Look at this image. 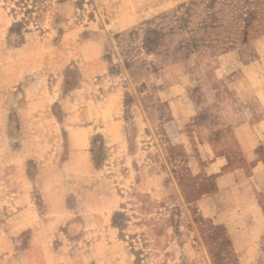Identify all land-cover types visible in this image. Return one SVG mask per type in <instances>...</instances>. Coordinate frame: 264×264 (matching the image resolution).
Returning a JSON list of instances; mask_svg holds the SVG:
<instances>
[{
  "label": "rangeland",
  "instance_id": "1",
  "mask_svg": "<svg viewBox=\"0 0 264 264\" xmlns=\"http://www.w3.org/2000/svg\"><path fill=\"white\" fill-rule=\"evenodd\" d=\"M209 3L0 0V264H264V0Z\"/></svg>",
  "mask_w": 264,
  "mask_h": 264
},
{
  "label": "trees",
  "instance_id": "2",
  "mask_svg": "<svg viewBox=\"0 0 264 264\" xmlns=\"http://www.w3.org/2000/svg\"><path fill=\"white\" fill-rule=\"evenodd\" d=\"M214 0H210V3L208 6H212ZM188 13L190 11V8L186 6L185 9ZM245 18H242V20H245V26L249 24V18L251 16L250 12H245ZM187 14V13H186ZM241 17H243L240 14ZM180 25L186 23L187 19L184 16H179L176 19ZM151 33V34H150ZM165 33H161L159 29L148 27L146 31V35L143 40V45L145 46L146 50H154L156 48H159V45L161 44L162 40L161 37L164 36Z\"/></svg>",
  "mask_w": 264,
  "mask_h": 264
},
{
  "label": "crops",
  "instance_id": "3",
  "mask_svg": "<svg viewBox=\"0 0 264 264\" xmlns=\"http://www.w3.org/2000/svg\"><path fill=\"white\" fill-rule=\"evenodd\" d=\"M235 247H236L237 252H240L239 254H240L242 257L246 255V254H244V252H243L244 249L246 248V246L241 245V244L237 241Z\"/></svg>",
  "mask_w": 264,
  "mask_h": 264
}]
</instances>
